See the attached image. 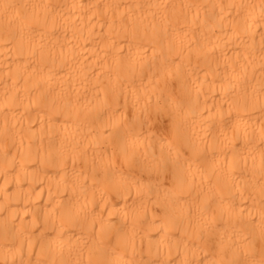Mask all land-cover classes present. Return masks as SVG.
<instances>
[{"label": "bare ground", "instance_id": "obj_1", "mask_svg": "<svg viewBox=\"0 0 264 264\" xmlns=\"http://www.w3.org/2000/svg\"><path fill=\"white\" fill-rule=\"evenodd\" d=\"M0 264H264V0H0Z\"/></svg>", "mask_w": 264, "mask_h": 264}]
</instances>
